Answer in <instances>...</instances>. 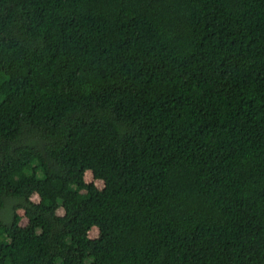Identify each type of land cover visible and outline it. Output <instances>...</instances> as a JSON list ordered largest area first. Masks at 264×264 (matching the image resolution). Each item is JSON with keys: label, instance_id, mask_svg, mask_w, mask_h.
<instances>
[{"label": "trees", "instance_id": "trees-1", "mask_svg": "<svg viewBox=\"0 0 264 264\" xmlns=\"http://www.w3.org/2000/svg\"><path fill=\"white\" fill-rule=\"evenodd\" d=\"M0 264H264V0H0Z\"/></svg>", "mask_w": 264, "mask_h": 264}, {"label": "rangeland", "instance_id": "rangeland-1", "mask_svg": "<svg viewBox=\"0 0 264 264\" xmlns=\"http://www.w3.org/2000/svg\"><path fill=\"white\" fill-rule=\"evenodd\" d=\"M87 180H92V175L91 174H87ZM96 181V180H95ZM96 183H98V185L99 186H101L102 185V183L100 182V181H96ZM33 200L34 201H38V199L35 197V198H33ZM19 214H21V215H23V212H20ZM27 223V220L25 219V220H23V222H22V224L24 225V224H26Z\"/></svg>", "mask_w": 264, "mask_h": 264}]
</instances>
